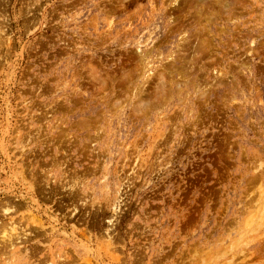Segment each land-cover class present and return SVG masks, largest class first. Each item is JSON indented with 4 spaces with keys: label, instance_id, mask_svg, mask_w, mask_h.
Here are the masks:
<instances>
[{
    "label": "rangeland",
    "instance_id": "374dc122",
    "mask_svg": "<svg viewBox=\"0 0 264 264\" xmlns=\"http://www.w3.org/2000/svg\"><path fill=\"white\" fill-rule=\"evenodd\" d=\"M0 264H264V0H0Z\"/></svg>",
    "mask_w": 264,
    "mask_h": 264
},
{
    "label": "bare ground",
    "instance_id": "6f19581e",
    "mask_svg": "<svg viewBox=\"0 0 264 264\" xmlns=\"http://www.w3.org/2000/svg\"><path fill=\"white\" fill-rule=\"evenodd\" d=\"M11 224H12V222H11Z\"/></svg>",
    "mask_w": 264,
    "mask_h": 264
}]
</instances>
